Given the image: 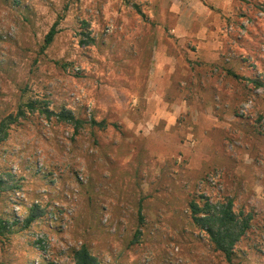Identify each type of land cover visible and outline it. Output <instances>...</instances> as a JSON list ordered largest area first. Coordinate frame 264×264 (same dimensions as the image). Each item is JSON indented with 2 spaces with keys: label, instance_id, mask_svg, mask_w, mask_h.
<instances>
[{
  "label": "clouds",
  "instance_id": "clouds-1",
  "mask_svg": "<svg viewBox=\"0 0 264 264\" xmlns=\"http://www.w3.org/2000/svg\"><path fill=\"white\" fill-rule=\"evenodd\" d=\"M0 264H264V0H0Z\"/></svg>",
  "mask_w": 264,
  "mask_h": 264
}]
</instances>
